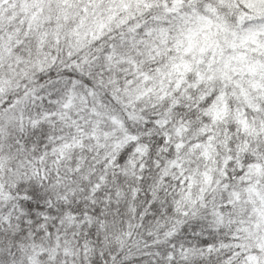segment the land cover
Returning <instances> with one entry per match:
<instances>
[{
  "label": "snow or ice",
  "instance_id": "6c2138e0",
  "mask_svg": "<svg viewBox=\"0 0 264 264\" xmlns=\"http://www.w3.org/2000/svg\"><path fill=\"white\" fill-rule=\"evenodd\" d=\"M0 264H264V0H0Z\"/></svg>",
  "mask_w": 264,
  "mask_h": 264
}]
</instances>
